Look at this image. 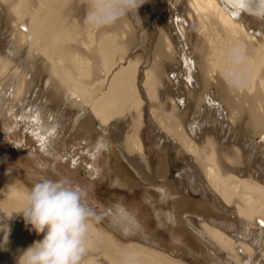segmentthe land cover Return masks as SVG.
Returning a JSON list of instances; mask_svg holds the SVG:
<instances>
[{
	"label": "bare ground",
	"instance_id": "6f19581e",
	"mask_svg": "<svg viewBox=\"0 0 264 264\" xmlns=\"http://www.w3.org/2000/svg\"><path fill=\"white\" fill-rule=\"evenodd\" d=\"M87 11L88 0H0V107L21 101L33 153L51 157L48 166L61 158L94 183L113 164L111 185H143L147 201L170 202L153 207L157 224L172 240L204 241L210 264H264V0H145L102 28ZM237 43L248 82L232 91L223 61ZM63 127L78 128V157L59 151ZM25 188L0 174V241L9 230L0 264L42 238L18 214L7 219ZM142 210L114 204L110 225L154 251ZM87 247L81 264H179L93 224Z\"/></svg>",
	"mask_w": 264,
	"mask_h": 264
},
{
	"label": "clouds",
	"instance_id": "9594fccd",
	"mask_svg": "<svg viewBox=\"0 0 264 264\" xmlns=\"http://www.w3.org/2000/svg\"><path fill=\"white\" fill-rule=\"evenodd\" d=\"M145 0H88L86 23L95 28L114 24L135 13ZM223 78L232 91L247 87V54L242 44H233L225 52ZM23 206L18 214L30 231L42 238L19 251L16 264H81L88 252L89 229L99 221L97 212L85 203L86 190L68 176L56 179L43 176L23 189ZM7 232L0 243H7Z\"/></svg>",
	"mask_w": 264,
	"mask_h": 264
},
{
	"label": "rangeland",
	"instance_id": "374dc122",
	"mask_svg": "<svg viewBox=\"0 0 264 264\" xmlns=\"http://www.w3.org/2000/svg\"><path fill=\"white\" fill-rule=\"evenodd\" d=\"M142 14L145 18L144 9H142ZM4 43L5 42L0 41L1 46H3ZM5 50L7 51L6 48ZM9 92L11 91L9 90L8 93ZM20 103L21 101L18 100L11 111H6L3 107H0V174L20 182L22 185H25V187H31L36 180L43 176H47L52 179H56L60 176H68L86 190L87 198L85 203H87L89 207L93 208L101 217L99 221H94L92 224L103 231H111L123 244L129 246H141L147 253H159L161 259L169 260L174 263H211L212 253L204 241H200L197 237L192 236L189 233H187L188 239H186L183 243L179 242L177 239L172 240L170 237V229L157 224L153 207H163L165 209L172 208V204L170 202L168 204L163 203V201H160L158 197H154L156 200L152 202L147 201L144 199L145 192L143 191V187L145 186L143 185H135L132 188H128L111 185L109 183V176H114L111 175L115 170L113 164L111 172L108 173L109 176H100L94 183L92 181H87V175L84 174L81 166L77 167L78 169H74L70 164L67 165L61 158H57L54 165L51 164V167L48 166V160L52 161L51 157L44 156L42 153H33L36 150H34L33 142L29 138V129H26V124L23 123L22 118L20 119ZM15 119L17 121L19 120V130L5 131L3 128H6L8 124L15 121ZM67 124L68 123H66V125ZM77 129L70 127L61 128L60 139H58L59 151L65 152L64 154H74L75 157H78L80 150L76 144L77 138L75 137L78 134ZM20 142L23 144L22 148L17 145ZM154 153L155 152L153 150L152 152L151 150L149 152L150 155L155 157L156 154ZM50 161L49 164L51 163ZM69 170L74 174H69ZM169 185L175 189L182 188L181 183L176 182L174 177H169ZM151 193H154L153 196H155V192ZM189 196L193 197V199H200L199 193ZM119 203H123L125 205L133 204L135 207L140 206L143 208L142 217L144 216L148 218L149 223V229L147 230L155 232L156 238L159 239L160 247L155 248L154 251L146 249L145 247L148 245V242L140 237V233L136 232L134 234L127 235L125 233H121L110 225L112 219L110 208H113L114 204ZM153 236L155 235L152 234L151 237Z\"/></svg>",
	"mask_w": 264,
	"mask_h": 264
},
{
	"label": "snow or ice",
	"instance_id": "6c2138e0",
	"mask_svg": "<svg viewBox=\"0 0 264 264\" xmlns=\"http://www.w3.org/2000/svg\"><path fill=\"white\" fill-rule=\"evenodd\" d=\"M247 2L251 3L252 0H247ZM240 3H241V6H243L244 0H240ZM234 15H236V14L234 13ZM188 81H189V83H191V77H188ZM181 103H183V101H181ZM259 223H260L261 227H264V221H260Z\"/></svg>",
	"mask_w": 264,
	"mask_h": 264
}]
</instances>
